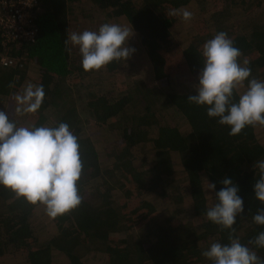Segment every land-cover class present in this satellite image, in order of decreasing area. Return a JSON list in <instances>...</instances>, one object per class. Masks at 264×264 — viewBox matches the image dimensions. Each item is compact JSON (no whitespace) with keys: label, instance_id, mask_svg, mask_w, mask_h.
I'll list each match as a JSON object with an SVG mask.
<instances>
[{"label":"trees","instance_id":"16d2710c","mask_svg":"<svg viewBox=\"0 0 264 264\" xmlns=\"http://www.w3.org/2000/svg\"><path fill=\"white\" fill-rule=\"evenodd\" d=\"M40 4L36 39L2 48L15 63L0 69V110L25 126L69 125L80 146L81 203L51 218L42 205L0 186V264H211L201 250L227 243L229 230L204 214L216 202L207 182L219 190L225 176L244 200L232 234L247 244L264 230L252 220L264 207L252 194L264 126L229 135L228 126L186 99L195 94L199 50L219 31L240 49L251 77L264 80V0ZM173 9L190 11L191 19L170 15ZM105 22L132 26L137 41L128 46L135 51L85 71L78 48L64 41ZM144 61L148 74L133 75ZM28 82L43 85V103L17 115L13 97ZM249 247L264 258V248Z\"/></svg>","mask_w":264,"mask_h":264},{"label":"clouds","instance_id":"9594fccd","mask_svg":"<svg viewBox=\"0 0 264 264\" xmlns=\"http://www.w3.org/2000/svg\"><path fill=\"white\" fill-rule=\"evenodd\" d=\"M170 15L191 19L186 9H173ZM133 28L105 22L96 30L68 34L64 43L78 48L85 71L99 70L112 61L127 60L135 51L127 41ZM71 51V48H68ZM202 67L193 85L195 94L187 95L189 103L205 108L209 118L228 126L229 135H236L246 126H264V80L251 77L248 61L240 62V49L224 31L216 32L199 50ZM245 90L237 92L238 86ZM42 84L26 83L13 97L17 115L35 113L44 99ZM78 137L65 122L54 125H21L0 110V186L11 190L33 205H42L47 216L55 218L81 203L77 182L82 172ZM252 194L264 204V159L253 162ZM216 190V182H207V191H214L215 203L205 210L206 218L229 230L228 242H210L201 255L211 264H264L249 244L264 248V230L247 244L234 236L233 227L244 212L239 185L225 176ZM255 224L264 226V207L253 214Z\"/></svg>","mask_w":264,"mask_h":264},{"label":"built area","instance_id":"2783aa9c","mask_svg":"<svg viewBox=\"0 0 264 264\" xmlns=\"http://www.w3.org/2000/svg\"><path fill=\"white\" fill-rule=\"evenodd\" d=\"M42 12L40 0H0V67L8 68L15 63L2 48L36 39Z\"/></svg>","mask_w":264,"mask_h":264},{"label":"rangeland","instance_id":"374dc122","mask_svg":"<svg viewBox=\"0 0 264 264\" xmlns=\"http://www.w3.org/2000/svg\"><path fill=\"white\" fill-rule=\"evenodd\" d=\"M126 26V25H125ZM136 33V32H135ZM134 35V36H133ZM130 38L131 39H129L128 41H127V44L128 43H130V41H131V44H133L134 45V42L135 41H137V38H136V35L137 34H133ZM136 39V40H135ZM132 40L134 41V42H132ZM141 55V54H140ZM139 63H141V62H139ZM142 64V63H141ZM146 63H145V61L143 62V64L139 67V68H137L133 73V75H136L137 73L136 72H139L140 74H148V69L146 68L147 67V65H145ZM0 69H3L2 67H0Z\"/></svg>","mask_w":264,"mask_h":264}]
</instances>
